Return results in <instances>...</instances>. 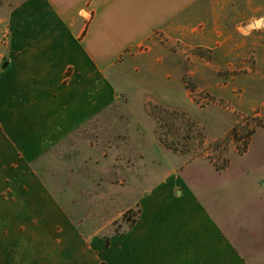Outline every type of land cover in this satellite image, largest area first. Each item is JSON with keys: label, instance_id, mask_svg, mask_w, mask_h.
I'll return each mask as SVG.
<instances>
[{"label": "rangeland", "instance_id": "374dc122", "mask_svg": "<svg viewBox=\"0 0 264 264\" xmlns=\"http://www.w3.org/2000/svg\"><path fill=\"white\" fill-rule=\"evenodd\" d=\"M21 1L0 0V68ZM178 1L140 0L105 35L97 24L90 29L89 46L118 98L42 155L38 178L85 238H105L123 231L139 197L173 172L238 243L257 246L264 240V25H251L264 18V0H227L232 10L220 13L206 43L185 42L159 23ZM6 225L0 220L1 253L17 243Z\"/></svg>", "mask_w": 264, "mask_h": 264}, {"label": "crops", "instance_id": "0c3cea01", "mask_svg": "<svg viewBox=\"0 0 264 264\" xmlns=\"http://www.w3.org/2000/svg\"><path fill=\"white\" fill-rule=\"evenodd\" d=\"M139 1L22 0L11 11L0 68V220L17 243L0 252V264H264V240L238 243L176 173L139 197L138 220L111 234L108 244L96 234L85 238L52 187L38 178V159L118 98L88 36L96 24L105 35ZM175 5L159 23L195 43L212 42L220 13L232 10L227 0ZM263 25L260 18L251 27Z\"/></svg>", "mask_w": 264, "mask_h": 264}, {"label": "trees", "instance_id": "16d2710c", "mask_svg": "<svg viewBox=\"0 0 264 264\" xmlns=\"http://www.w3.org/2000/svg\"><path fill=\"white\" fill-rule=\"evenodd\" d=\"M139 216H140V208L138 207L136 217L134 219H131L130 222L128 223V226L119 233H123L124 231H126L131 225H133L138 220ZM105 242L108 244L110 242V238L105 237Z\"/></svg>", "mask_w": 264, "mask_h": 264}, {"label": "water", "instance_id": "95a60500", "mask_svg": "<svg viewBox=\"0 0 264 264\" xmlns=\"http://www.w3.org/2000/svg\"><path fill=\"white\" fill-rule=\"evenodd\" d=\"M6 64H7V63H4V65H3V66H6Z\"/></svg>", "mask_w": 264, "mask_h": 264}, {"label": "bare ground", "instance_id": "6f19581e", "mask_svg": "<svg viewBox=\"0 0 264 264\" xmlns=\"http://www.w3.org/2000/svg\"><path fill=\"white\" fill-rule=\"evenodd\" d=\"M258 21V20H257ZM257 25H259V22L258 23H256Z\"/></svg>", "mask_w": 264, "mask_h": 264}]
</instances>
